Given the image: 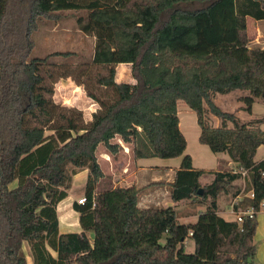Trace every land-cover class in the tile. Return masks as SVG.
Listing matches in <instances>:
<instances>
[{
    "label": "trees",
    "instance_id": "obj_1",
    "mask_svg": "<svg viewBox=\"0 0 264 264\" xmlns=\"http://www.w3.org/2000/svg\"><path fill=\"white\" fill-rule=\"evenodd\" d=\"M67 15L96 37L91 63L103 71L51 60L70 52L31 57L40 24ZM249 16L264 20V0H0V264H29L26 242L33 264H256L258 213L242 222L218 213L220 195L240 174L215 171L202 184L206 171L183 157L172 200H211L195 223H181L173 207L140 206L145 187L97 192V147L118 152L117 135L132 143L135 159L185 153L184 101L197 115L200 143L248 170L235 210L260 211L264 159L255 156L264 117L244 122L215 102L234 90L250 92L241 96L249 112L255 98L264 101V47L250 45ZM120 63L131 65L135 82L117 81ZM65 78L98 104L90 120L55 100ZM209 113L222 124L211 125ZM79 169L89 171L86 202L73 203L82 231L61 233L57 206ZM187 237L194 252L185 250Z\"/></svg>",
    "mask_w": 264,
    "mask_h": 264
},
{
    "label": "rangeland",
    "instance_id": "obj_2",
    "mask_svg": "<svg viewBox=\"0 0 264 264\" xmlns=\"http://www.w3.org/2000/svg\"><path fill=\"white\" fill-rule=\"evenodd\" d=\"M69 14V13H68ZM59 28L58 32L54 36H49L45 39L43 29V24H40V28L33 34V38L36 42V47L32 52L31 57H44L49 53L55 51L61 52H70L69 56H57L52 57L51 60L59 63H71L73 64H87L89 69L96 73L98 70H102V67L92 65L95 41L96 37L94 34L85 33L82 31L73 15L64 16L59 20ZM249 35H250V45L252 47H260L264 45V20L261 21V26L256 27L255 23H258L257 20L252 17L249 18ZM52 22L47 24V26H51ZM254 42V44H253ZM55 43V44H54ZM117 75L116 78L118 81H128L135 82V79L132 75L131 66L129 64H119L117 65ZM62 83H57L55 85V95L54 98L58 103H61L66 106H75L85 113L86 119L91 117V114L95 108L94 102L89 98L86 94L83 87L77 85V83L72 78H65L61 80ZM250 95L249 91L245 90H234L228 94H216L215 102L225 111L234 112L236 115L244 122H249L255 118L264 117V101L255 98V101L252 104V112L246 110V103L241 100V96ZM179 117H180V127L184 135L187 139V148L185 153L173 159H163V158H150V159H140L138 160L140 164L150 163L149 166H144L146 169L153 168L157 170L156 172H151L150 175L146 173L139 174L137 160L133 158L132 151L129 149H125L127 153L126 158H122L123 161L119 162L118 165L115 166L114 172L115 174L111 176L114 180V183L111 185L125 183V184H133L135 183V179L140 181L142 186L148 185L151 182L153 177H163L164 179H169L172 176V171L169 170L173 166H180L183 157L186 154H190L194 160V166L196 168L210 172H205V174H211L216 170L221 171H231L236 164L233 163L229 157L227 152H213L208 145L202 144L199 141L200 135V126L197 122V115L195 111H193L184 101H179L178 104ZM208 119L211 125L220 126L222 121L214 116L212 113L208 114ZM231 126V123H228ZM264 129V122L260 125ZM116 153V152H112ZM264 156V147L259 148L256 158H262ZM162 165V166H161ZM172 165V166H170ZM176 168V167H174ZM163 169V170H162ZM167 169L169 171H167ZM83 173L84 169H80ZM136 171L137 174L133 175L132 173ZM168 172V173H167ZM170 172V173H169ZM83 175L84 174H80ZM78 175L75 177L74 182V190L75 193L78 192L76 196V201L84 196V192L80 189L81 184L79 181L83 178V176ZM206 175V176H208ZM210 180L211 177H208ZM136 180V181H137ZM207 181V180H206ZM203 181V182H206ZM147 183V184H145ZM249 183L248 178L243 180L239 178L232 186L229 192L222 193L218 199V205L220 211L222 212V216L227 220H234L236 215L232 212V206L235 203V194L238 190L246 188ZM145 184V185H144ZM151 185V184H150ZM149 185V186H150ZM106 180L104 179L99 185L100 189L107 188ZM146 190V187L143 190ZM168 186H163L160 190V196L156 200H152L150 202H146V198H143L144 192L142 194V198L140 200L149 204L148 207H173L179 217V221L181 223H191L197 221V215L199 212L205 211L207 206L210 204L211 200L206 201H190V200H181V201H173L171 196H169ZM144 190V191H145ZM244 196V194H243ZM210 199V198H209ZM189 208V211L192 214H197L195 217L186 218L182 217L181 212L183 209ZM63 214V213H61ZM199 216V215H198ZM258 230L255 235V243L257 245V263L264 264V209L258 212ZM81 228L80 223L78 222V229ZM73 230V229H72ZM74 229L72 232H76ZM92 240V237L90 236ZM25 252L27 255L28 263L33 264V257L30 252V245L25 243ZM195 245L192 238L187 237L185 240V250L188 253L194 252ZM55 254V253H54Z\"/></svg>",
    "mask_w": 264,
    "mask_h": 264
},
{
    "label": "crops",
    "instance_id": "obj_3",
    "mask_svg": "<svg viewBox=\"0 0 264 264\" xmlns=\"http://www.w3.org/2000/svg\"><path fill=\"white\" fill-rule=\"evenodd\" d=\"M249 18H250V16L247 18L248 22H249ZM257 21H258V23H255L257 25L256 27H260L261 26L260 24H261V21L262 20H257ZM50 22H52V25L51 26H47V24H49ZM57 22H59V20H57V21H46V22L43 23V26L45 25L44 26V29H43V33H44L45 39H47V37H49V36H54L58 32V28H59L60 25ZM248 29H249V23H248ZM253 44H254V42H253ZM251 46H252V44H251ZM260 47H264V45H262ZM122 64H124V63H122ZM126 64H128V63H126ZM118 82H128V81H118ZM58 83H62V82L59 81ZM80 87H82V86H80ZM90 99L94 102V105H95V108L93 110V112H94L98 108V104L92 98H90ZM84 115H85V113H84ZM91 118H92V114H91V117L89 119H87V120H90ZM113 142L119 143L121 145V147L119 148L118 152H116L115 154L112 153L111 151H109L105 147V145L103 143H100L98 145V147H97V150H96V156H97L98 163L100 164V166H101V168H102V170L104 172V177L101 178V180L99 181V183L97 185V192H103V191H106V190H110V189H112V188H114V187H116L118 185H120V186H131V185H134L135 184V185H137L138 187H141V188L142 187H147L146 190L144 191V193H145L143 195L144 197L141 195L143 198H146L145 199L146 202H150L152 200L158 199L159 196H160V190H161V188L163 186H168L169 187V189L167 191L169 192V196H171L170 195V190H171L170 189V183L174 180L175 172L179 168L178 165L177 166H173L171 169H169V170L172 171V173H171L172 176L169 179H166V178L164 179L163 177H159V176L156 177L155 176V177L152 178L151 182H149L148 185H145V184H147V183H145L144 184L145 186H142V184L140 183V181H138L137 179H135V183H133V184H125V183L122 182L120 184L117 183L115 185H113V184L111 185V183H114V180L111 178V176L115 174V172H114L115 166L118 165L119 162H122L123 161L122 158H126L127 153L125 152V149H129V150L132 151V147H133L132 143L124 142L119 135H117L115 137V139L113 140ZM261 147H263V146H261ZM261 147H259V148H261ZM132 154H133V152H132ZM141 159H144V158H141ZM148 159H150V158H148ZM255 159L257 161H260V160L264 159V156L262 158H256V156H255ZM135 160H137V164L139 165L138 166L139 174H141V173H144L145 174L146 173L147 175H150L151 172L154 173V172H156L158 170V169L157 170H154L153 168L146 169V167H144V166H149L150 163L140 164L139 161H138L140 159H135ZM233 163H235V162H233ZM170 166H172V165H170ZM174 167H176V168H174ZM169 170L167 169V171H169ZM83 171L84 172L82 173L81 170L79 169V171L73 176V182H72L71 188L68 190V196L65 199H63L61 202H59V204L57 206L58 215H59V229H60V232L61 233H69V232H72L74 229H76L75 230L76 232H81L82 231V228L78 229L79 213L73 208V203L76 201V196L78 195V192L75 193V190H74L75 189L74 188L75 177H77L80 174H84V176L83 175H80V176H83V178L81 179V181H79V184H81L80 189L82 190V192H85V186H86V182H87V178H88L89 171H88V169H84ZM216 171H220V170H216ZM206 172H210V171L207 170ZM213 172H215V171H213ZM132 174L135 175V174H137V172L134 171ZM206 175H208V174H205L204 173L201 176V178H200V181H201L202 184L211 183L212 180L214 179V174L213 173L209 174L208 176H206ZM208 177H211V179L209 180ZM104 179L106 180V184H107L108 187L105 188V189H100L99 188V185L101 184V182ZM203 181H206V182H203ZM157 182H162L164 184H154V183H157ZM142 197H140V198H142ZM243 197H244L243 196V192H241V194L238 195L235 198V202L242 201L244 199ZM139 205L142 206V207H148L149 204H145V203H143L140 200L139 201ZM186 207H187V209H183V211L181 212V215H182V217H184V219H186V218L189 219V218L195 217L197 215V214H192V212L189 211L188 206H186ZM246 209H249V208L247 206H245V207L240 208L239 211H237L234 208V204L232 206V212L236 216H237V212H241V211H244ZM201 212H203V211L201 210L199 212V214ZM61 213H63V214H61ZM218 213L220 215H222V212L220 211V208L218 210ZM198 215H197V218H198ZM234 219H236V218H234ZM191 223H193V222H191ZM257 230H258V228H257ZM256 258H257V254H256ZM255 261H256V264H258L257 263V259H255Z\"/></svg>",
    "mask_w": 264,
    "mask_h": 264
},
{
    "label": "built area",
    "instance_id": "obj_4",
    "mask_svg": "<svg viewBox=\"0 0 264 264\" xmlns=\"http://www.w3.org/2000/svg\"><path fill=\"white\" fill-rule=\"evenodd\" d=\"M232 173H236V174H240L241 175V178L243 180H246V178L248 177V170L245 169V168H242V167H234L232 170H231ZM264 175V172L262 173ZM248 195L251 197V198H254L255 197V192L252 190L248 193ZM240 197V196H239ZM78 202L81 203V204H84L86 202V197H81L80 199H78ZM264 209V199L261 201V205H260V211ZM260 211H257V210H254L253 208H249V209H246L244 211H241V212H237V216H236V219L240 222H242L243 220V216L244 215H249V216H253L255 215L256 213L260 212Z\"/></svg>",
    "mask_w": 264,
    "mask_h": 264
},
{
    "label": "water",
    "instance_id": "obj_5",
    "mask_svg": "<svg viewBox=\"0 0 264 264\" xmlns=\"http://www.w3.org/2000/svg\"><path fill=\"white\" fill-rule=\"evenodd\" d=\"M203 192H204V189L203 188H200L199 193L201 194Z\"/></svg>",
    "mask_w": 264,
    "mask_h": 264
}]
</instances>
